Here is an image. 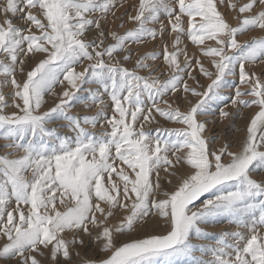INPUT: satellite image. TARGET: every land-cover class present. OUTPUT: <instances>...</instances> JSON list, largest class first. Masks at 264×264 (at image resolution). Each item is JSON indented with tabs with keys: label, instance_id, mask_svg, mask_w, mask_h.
Returning a JSON list of instances; mask_svg holds the SVG:
<instances>
[{
	"label": "snow or ice",
	"instance_id": "snow-or-ice-1",
	"mask_svg": "<svg viewBox=\"0 0 264 264\" xmlns=\"http://www.w3.org/2000/svg\"><path fill=\"white\" fill-rule=\"evenodd\" d=\"M116 4L117 0H0V139L5 141L0 145V260L154 264L161 258L171 264L188 258L190 264H264V199H256L264 197V176L253 178L255 169L264 171V70L257 73L250 67L264 65V37L237 39L252 30L264 32V0H138L135 14L128 16L136 26L106 35L104 24L114 16ZM221 7L235 13V26ZM90 32L94 35L88 39ZM109 35L113 42L106 44ZM165 36L171 38L172 51ZM182 36L197 46L199 57L214 73L198 56L189 57L180 48ZM157 37L172 73L167 79L135 71L155 72L145 62L158 59L154 52L139 55L132 71L123 66L133 58L129 45ZM33 59L34 66L25 71ZM192 59L211 80L203 91L183 79ZM84 61L88 63L83 70L76 72L75 66ZM237 75L239 83L229 85L226 78ZM65 82L68 87L55 105L42 112L45 93ZM84 85L97 86L89 87L82 101L97 111L91 116L69 115ZM181 86L183 92L199 97L186 111L164 99ZM226 86L234 88L227 100L221 91ZM5 88L10 89L7 94ZM214 101L225 102L224 107L230 103L237 112L258 109L237 151H230L229 144L210 150L211 140L202 135L210 121L198 117L208 114ZM9 106L16 111L5 114ZM153 111L181 127L157 128L156 135L146 132L144 123L154 121ZM219 116L224 119L230 113L220 108ZM57 120L66 122L63 126L73 137L47 127ZM97 125L105 130H88ZM162 132L175 138L165 139ZM206 193L209 198L200 202ZM117 213L121 218L112 223ZM151 216L164 221L165 234L117 243L119 235L135 231ZM219 216L243 231L222 233L215 246L193 244V239L207 236L201 225ZM91 244L98 257L86 255ZM196 251L201 256H195ZM205 254L212 258L203 259Z\"/></svg>",
	"mask_w": 264,
	"mask_h": 264
},
{
	"label": "rangeland",
	"instance_id": "rangeland-1",
	"mask_svg": "<svg viewBox=\"0 0 264 264\" xmlns=\"http://www.w3.org/2000/svg\"><path fill=\"white\" fill-rule=\"evenodd\" d=\"M138 4V0H117L116 7L113 9L114 16L109 15L107 22L104 24V30L105 34L107 35L110 31H115L117 34H123L127 30L134 28L136 25L133 22H130L128 20L129 15L135 14L134 5ZM224 15L225 18L228 20L229 23L232 25H236V20L233 18L235 16V13L231 10L227 9L226 7H221L219 9ZM161 19L164 21L165 24H167V19L163 16ZM122 25V26H121ZM149 27H156L158 28L159 25H148ZM184 26L187 28V18H184ZM94 35V32L88 33L87 38L91 39ZM264 37V32H261L259 30H252L247 32L246 34L239 35L237 39L240 42H244L247 40H251L253 38H259ZM182 43L180 45L181 49H184L189 57H192L193 54L199 57V52L197 49V46L193 45L186 36H182ZM165 40L168 41V49L169 51H172L171 47V38L168 36H165ZM111 36H108V39L105 41L106 44L112 43ZM212 41H206V44H213ZM133 50V58L132 60L128 62H123V66L127 68L128 70L132 71L134 70V65L136 63V58L141 54H148V53H156L158 59L156 61L148 60L145 61L146 63L152 64L156 71L150 73L148 69H136L138 75L146 76L148 77L151 75V77H159L161 80L167 79L172 73L170 69L168 68L167 64L164 62L162 58V49L163 45L161 44V41L159 37H157L156 40H148L143 44H131L129 45ZM201 59V62L203 63L205 68H209L210 71H213L214 69H211L209 66L208 61L203 58L199 57ZM179 63L183 66L184 63V55H180L178 57ZM35 59L29 60L28 64L25 66V71L30 70L32 66H34ZM87 61H84L82 64H78L75 66V71L80 72L83 70V67L85 64H87ZM253 68L257 73H259L261 70H264V65L261 64H255L250 66ZM188 72H191V74L195 77V80L190 79L188 76ZM23 76H20L17 74V79L23 80ZM63 77H61L62 79ZM213 75V79H214ZM2 79V77H0ZM183 79L188 83L191 87H196L197 91H203L209 83H211V80L207 78L206 76L202 75L199 68L196 66L195 59L191 60V67L187 69V72L183 74ZM229 85H235L239 83L238 75L236 77H227L226 78ZM197 84L199 87H197ZM67 83L65 82L64 85H56L53 89V93H45L44 95V103L42 104L41 111H47L49 108L53 107L55 103L58 101L59 94L66 88ZM91 87L95 89L96 85H84V90L77 93V99L73 101V106L68 110V114L76 117H83L85 115L91 116L95 115L97 108L95 105L91 107H85L82 101H86L88 97V91L87 89ZM71 90V89H69ZM10 91V89L5 88L4 92L7 94V92ZM222 93L225 95L226 100L229 96H231L234 92V88L232 87H225L221 90ZM244 99H251L250 97H243ZM102 99L104 100L105 104L107 105L106 111L107 114L110 116L111 113V103L109 97L105 94L103 95ZM164 99L171 101H174L172 103V107L176 108L179 107L181 111H186L188 107H190V104H194L199 97H194L190 93H185L181 89L177 94H171L169 96H165ZM11 103V101H9ZM145 103L147 104V98L145 97ZM224 103L222 101H214L211 104V111L208 114L201 115L198 117L199 120L204 121L208 120L210 121L206 125V131L202 134L203 136L207 137L211 140V143L209 145L210 150H216L221 147H223L225 144H229L230 151H237L240 147L241 142L245 139L246 136V127L250 121V118L252 115L257 111L258 109L255 107L252 108H240L239 112L235 108L231 106L230 103H228L227 107H224ZM160 107H166L164 104H160ZM220 108H224L225 111H228L230 113V116L224 119H221L219 116V110ZM16 111L14 107L9 106L5 109V114H9L11 112ZM145 113H147V109H145ZM154 116L153 122H145L144 123V130L146 132H151L152 135H156L155 129L157 128H176L181 127L178 124H175L173 122L165 121L163 118L159 117L158 114H156L154 111L152 113ZM142 119V118H141ZM66 122L64 121H54L52 124L47 125L49 128H55L57 135L60 136H67L69 138L73 137V133H71L66 127L63 126ZM88 127V126H85ZM139 127V124L137 125ZM89 131L95 132L97 134L101 133L105 129H102L99 125L95 129H92L88 127ZM3 130H0V134H2ZM161 136H163L165 139H174L175 137H168L165 133H160ZM5 143L4 140L0 139V145H3ZM264 150V149H262ZM4 149L0 148V154H3ZM163 175V173H161ZM264 176V171H261L260 169H255L253 172V178L260 180V178ZM165 187H168L165 183ZM209 198V194H205L202 198V202L204 199ZM257 201L259 199H264V197H257ZM58 207L60 210H64L63 206L58 204ZM121 218V214L117 213V216L112 218V223H118L119 219ZM201 227L204 229V231L207 233V236L203 239H193V244H203L208 246H215V243L217 239L220 237V235L224 232H235L237 230L243 231V229H237L235 224H230L228 222V217L225 216H219L216 217L214 220L209 222L208 224L204 225L202 224ZM167 231V227L163 220L157 219L156 216H151L146 218L145 220L140 221V223L137 225L135 231L131 233H125L123 235H119L117 237V243H122L125 241H128L132 238H144L146 235L149 234H165ZM264 231V230H262ZM227 242L232 243V239L230 237L226 238ZM87 242V238H86ZM86 255L92 257L93 255L99 256L100 253L96 251V246L94 244H91L89 246V249L86 253ZM195 256L199 257L201 256V253L199 251H196L194 253ZM212 257L211 255L205 254L203 256V259L210 260ZM0 264H10V262L2 261L0 260ZM154 264H169V262L164 261L161 258H157L154 262ZM171 264H190L188 258H177L174 261L171 262Z\"/></svg>",
	"mask_w": 264,
	"mask_h": 264
}]
</instances>
